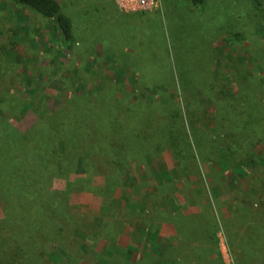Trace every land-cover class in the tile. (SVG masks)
Returning <instances> with one entry per match:
<instances>
[{
    "label": "rangeland",
    "instance_id": "obj_1",
    "mask_svg": "<svg viewBox=\"0 0 264 264\" xmlns=\"http://www.w3.org/2000/svg\"><path fill=\"white\" fill-rule=\"evenodd\" d=\"M57 1L70 47L0 0V167L61 211L36 264H264V0Z\"/></svg>",
    "mask_w": 264,
    "mask_h": 264
},
{
    "label": "trees",
    "instance_id": "obj_2",
    "mask_svg": "<svg viewBox=\"0 0 264 264\" xmlns=\"http://www.w3.org/2000/svg\"><path fill=\"white\" fill-rule=\"evenodd\" d=\"M13 1L17 5L35 11L42 17L55 20L56 28L62 36L63 45L65 47H70L71 43L74 41L73 26L68 16L62 12L61 5L57 0ZM253 1L256 8L261 11V3L258 0ZM116 108H121V106L116 103L113 106V110H116ZM154 115L155 114L152 112H146L141 114L138 119H135V117L134 119L135 122L141 120L151 122ZM131 120V118H126L125 122L129 123ZM173 137V132L168 133L166 136H162L163 139L168 138V140H171ZM162 138L158 137V140L160 141ZM56 145L58 151L55 150L54 153L58 154L59 152V154H62V149L66 146L65 141L59 140ZM189 150L190 149L186 147L181 151H177L173 148L172 152L175 158L180 160V162H188L192 166L194 154ZM45 152L47 154L50 153V146L46 147ZM42 159L44 160L43 166L45 167V165L48 164L47 161L50 159L47 156H42ZM0 170L1 185H3L1 187L7 194L9 207L6 219L0 221V264H36V258L39 260V256L34 253L36 252L35 250H39L42 241L49 237L55 238L60 235V232L62 233V225H60L62 221L60 217L61 211L56 210L57 205L55 196L53 197L48 194L43 188H36L35 191L31 190L26 179H22V175H20L21 171L19 172L18 167L12 170L7 169L5 166H1ZM243 210L244 209H242V212ZM239 214L241 215L240 212H235V216L238 217ZM242 219H244L243 215ZM254 219L255 217L252 213V216H247L244 219V223L249 222L250 225H253ZM256 231L257 229L250 230L247 236L254 244L261 246L260 241L262 238L257 236ZM30 249L34 250L33 254L30 253ZM262 253H264V250L259 251V257L260 255L262 256ZM256 256L257 255L253 256V261L256 259L259 263V259ZM249 260V258H245L243 264H248Z\"/></svg>",
    "mask_w": 264,
    "mask_h": 264
},
{
    "label": "built area",
    "instance_id": "obj_3",
    "mask_svg": "<svg viewBox=\"0 0 264 264\" xmlns=\"http://www.w3.org/2000/svg\"><path fill=\"white\" fill-rule=\"evenodd\" d=\"M121 1H124V0H121ZM130 1H140L142 3H145V0H130ZM122 4H124V2H122Z\"/></svg>",
    "mask_w": 264,
    "mask_h": 264
},
{
    "label": "crops",
    "instance_id": "obj_4",
    "mask_svg": "<svg viewBox=\"0 0 264 264\" xmlns=\"http://www.w3.org/2000/svg\"><path fill=\"white\" fill-rule=\"evenodd\" d=\"M177 228V227H176ZM174 231H175V229H174Z\"/></svg>",
    "mask_w": 264,
    "mask_h": 264
}]
</instances>
